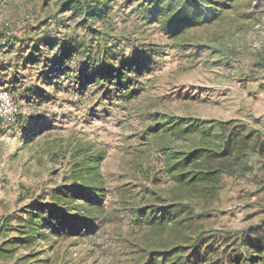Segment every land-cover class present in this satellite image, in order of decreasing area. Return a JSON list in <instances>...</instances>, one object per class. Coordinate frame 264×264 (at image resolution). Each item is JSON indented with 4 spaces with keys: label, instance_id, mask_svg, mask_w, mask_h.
<instances>
[{
    "label": "rangeland",
    "instance_id": "374dc122",
    "mask_svg": "<svg viewBox=\"0 0 264 264\" xmlns=\"http://www.w3.org/2000/svg\"><path fill=\"white\" fill-rule=\"evenodd\" d=\"M47 3L0 0V92L10 95L8 101L0 97V264L47 248L44 242L18 246L15 226L25 209L76 182L71 165L77 149L101 155L97 169L110 187L164 194L167 180L153 182L161 177V136L154 129L164 116L238 119L264 131V0H231L221 19L187 30L182 50H172L179 42L121 9L120 0L110 35L123 36L122 45L130 39L161 50L152 72L138 79L134 98L123 91L107 100L93 87L77 91L69 81L49 80L54 51L40 48L45 61L22 62L38 42L71 35L63 23L67 15L55 18L56 1ZM251 163L257 175L258 156ZM253 176L225 180L205 220L209 238L192 264H231L241 233L264 223V192H256ZM67 244L48 256L61 259Z\"/></svg>",
    "mask_w": 264,
    "mask_h": 264
},
{
    "label": "trees",
    "instance_id": "16d2710c",
    "mask_svg": "<svg viewBox=\"0 0 264 264\" xmlns=\"http://www.w3.org/2000/svg\"><path fill=\"white\" fill-rule=\"evenodd\" d=\"M55 1V18L67 15L63 23L71 35L38 42L22 62L45 61L40 48H47L55 53L49 80L69 81L77 91L93 87L103 100L123 91L134 98L133 88L152 72L161 48L130 39L122 45L123 36L110 35L109 20L120 0ZM230 1L123 0L120 7L179 42L172 50H182L187 30L221 19L231 8ZM162 122L154 129L161 136L157 143L161 177L153 182L167 180L164 194L148 187L135 193L127 184L110 187L97 169L101 155L79 148L71 165L76 182L54 190L50 201L40 200L25 209L15 226L18 246L44 242L47 248L30 250L14 264H192L209 238L205 225L209 208L219 201L226 179L253 176V156L260 165L253 176L256 192H264L263 130L238 119L164 116ZM64 243L68 244L61 259L48 256L61 252ZM238 248L231 264H264V223L243 231Z\"/></svg>",
    "mask_w": 264,
    "mask_h": 264
},
{
    "label": "built area",
    "instance_id": "2783aa9c",
    "mask_svg": "<svg viewBox=\"0 0 264 264\" xmlns=\"http://www.w3.org/2000/svg\"><path fill=\"white\" fill-rule=\"evenodd\" d=\"M0 97L6 101L10 99V95L7 91H2L0 92ZM13 104V103H12ZM11 105V104H10ZM12 106V105H11ZM12 110H15L14 107L12 106Z\"/></svg>",
    "mask_w": 264,
    "mask_h": 264
}]
</instances>
